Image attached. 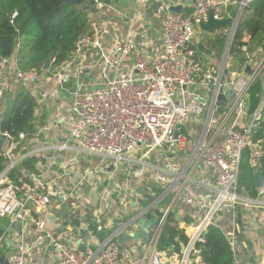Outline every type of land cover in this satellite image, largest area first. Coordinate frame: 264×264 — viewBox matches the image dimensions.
I'll return each instance as SVG.
<instances>
[{
  "label": "built area",
  "instance_id": "obj_1",
  "mask_svg": "<svg viewBox=\"0 0 264 264\" xmlns=\"http://www.w3.org/2000/svg\"><path fill=\"white\" fill-rule=\"evenodd\" d=\"M249 1L242 0V7ZM91 2L98 21L79 38L70 60L63 66L53 71H22L13 59L15 78L25 89L36 93L37 106L52 97L53 90L48 87L52 83L56 88L68 86L65 90L70 102L64 123L68 132L57 145L35 149L37 135L3 134L6 140L0 156L6 165L0 173V219L6 223L0 232V257H5L6 264H35L33 255L39 251L49 254L58 264H205L199 245L204 243L209 226L219 225L223 216L234 219L238 208L264 212V186L255 189L251 198L237 184L243 154H247L253 171L260 167L264 156V137L256 138L262 123L264 92L258 108L247 113L248 90L264 71V55L256 58L242 46L245 64L229 74L233 102L225 101L223 111L217 113V93L222 85L218 82L227 70L228 56L216 74H204L199 88L201 65L191 48L199 24L217 6L216 0H200L187 16L159 6L153 17L160 26V48L148 55L137 48L133 39V20L129 21L127 36L120 38L111 17V1ZM147 2L135 0L136 16ZM214 18L221 19L215 14ZM109 31L114 36L107 49L102 40ZM87 57L89 63L85 64ZM129 57H133L131 65L125 62ZM5 63L8 61L0 60V67ZM246 68L250 69L249 74ZM191 121L200 124L201 130L192 152L182 160L184 130ZM51 150L58 156L65 155L62 168L70 167L72 177V167L80 157L123 161L129 153L142 152L133 161L134 176L142 180L145 173L153 172L161 191L155 193L147 188L144 200L157 196L151 203L146 199L147 204L136 218L117 226L101 242L91 235L86 241L84 234L76 233L71 225L51 227V220L55 221L54 204L62 208L59 192L68 205L75 200L81 182L80 177L71 180L53 172V161L46 162L52 158L48 156ZM151 157L155 158V165L145 163ZM32 158L37 160L34 170L24 171L23 163ZM209 172L211 179L207 177ZM195 173L201 179H194ZM14 174L16 178H12ZM191 186L202 194H195ZM166 198H170L167 205ZM73 205L68 206L76 210ZM180 205L193 210L194 222L184 229L188 241L181 255L167 256L157 250V245L168 218ZM79 206L80 203L75 207ZM155 208L161 216L154 214ZM146 213L156 216L157 223L150 228L147 244L141 239L136 241L142 242L138 245L141 256L134 259L129 249L118 243L117 235L124 232L133 237L139 230L136 219ZM18 223L19 231L14 227ZM234 231L232 228L225 233L231 246L236 244Z\"/></svg>",
  "mask_w": 264,
  "mask_h": 264
},
{
  "label": "crops",
  "instance_id": "obj_2",
  "mask_svg": "<svg viewBox=\"0 0 264 264\" xmlns=\"http://www.w3.org/2000/svg\"><path fill=\"white\" fill-rule=\"evenodd\" d=\"M199 1L200 0H148L143 12L136 16L135 0H113L110 2L111 7L113 8V14L111 17H113L115 21L116 34L120 38L127 36L129 31V21L133 20L131 27L132 34L136 35L133 39L137 48L148 55L151 54L153 49L158 50L160 48V26L158 19L153 17V12L156 10V4L160 3L159 6L163 5L164 7H167L168 11L171 6H182L180 14L187 16L192 12L195 4ZM216 1L217 6L213 9V13L221 18H229L233 16V13L238 11L242 2V0ZM187 3H189V5ZM84 4L80 6H83ZM88 5L89 4H86L85 6L88 8ZM88 10L91 14L90 16H92L95 21H98L99 16L97 12L92 13L89 8ZM220 30H223L227 34L228 39V29L213 30L208 34L202 32L199 28L196 30V39L192 45L195 51V59L201 65V72L197 77L199 88L205 73L211 72L214 75L222 66L227 39L223 48L219 49L216 41H213L214 39L212 38V35H214L213 32L219 33ZM113 36L114 34L110 32L103 38L102 44L105 48H111ZM245 40H247V38H244V41ZM199 45H202L205 51H201L198 47ZM132 61L133 57H129L125 62L127 65H131ZM13 62V59L8 60V63H5L0 67L1 94L5 91L16 92L25 89L22 83L14 76L12 67ZM88 63L89 59L87 57L85 64ZM93 75L94 74L88 76L85 74V76L89 78H93ZM85 80L89 81V79ZM55 86L57 85L54 83L48 84L49 89L52 88L53 90L52 97L37 106L35 111L36 123L40 120L44 122L42 126H37V131L34 134L37 135L38 139V145L34 146L35 149L46 145L54 146L59 144L68 132V126L64 124L69 115L68 106L70 97L65 90L68 86L65 85L62 88H56ZM203 91L205 94L207 90L205 91L204 89ZM32 95L34 99L37 100L36 93L32 92ZM223 107L224 106H219L221 109L220 112L223 111ZM220 112L217 111V113ZM200 130L201 126L196 121H191L186 126L184 130V149L180 152L182 160L188 158L189 153L192 152L194 146L197 144ZM211 134H209V136H211ZM51 151L52 152H50L48 156H51L52 158L50 159L49 157L46 162H49L50 160L53 161V172L56 174H63L71 180L80 177L79 181H81L79 183L80 190L76 193L75 200H72L68 204L70 206L75 203L73 208H76V210H71L68 206L70 211H66L63 207H57L55 203L54 209L52 210L55 221L53 219L51 220L53 221L51 227L61 228L65 225H71L75 228L76 233L79 232L84 234L86 241L89 240V236L91 235L101 242L105 240L107 236L111 235L115 227L117 228L120 224H126L133 218H136V216L142 211L143 207L147 204L144 205L145 200L143 198V195L145 196V193L147 192V188H152V191L155 193L161 191V186L154 181L153 172L145 173V177L142 180L135 178L134 171L136 166L133 161L140 158V156H133L131 158L126 156L123 161H115L112 159L100 161L97 158L80 157L77 160L76 166L72 167H75V174L74 177H72L70 167L62 168V161L65 159V155L60 154L58 156L55 151ZM152 160L150 159L149 162L145 163L155 165V158ZM207 177L211 179L213 176L209 172ZM194 179H201V176L195 173ZM190 189L195 192V194H202L200 190L195 189L192 186ZM79 203L80 206L75 207L78 206ZM171 215L174 216V220L179 229H185L191 226L194 222V212L188 206H176ZM87 216L91 218L92 222L96 223L98 236L102 234L104 235L102 239L87 230ZM151 217L154 221L157 219L156 216ZM73 220L78 221V225L73 224ZM4 225L5 223L1 226L2 230ZM220 226L223 227L225 231L231 230L232 228L238 230V236L241 240L242 247L238 244L232 246L237 258V264H243L247 259L250 260L252 264H264V212L254 209L239 208V214L237 210L234 219L223 216ZM78 229L80 230L78 231ZM107 230H111V232L106 234ZM131 242H135V246L133 247L131 246L132 244L128 243L127 246L131 252V256L134 259H137L141 256V248H139L138 245H141L142 242L141 240L138 244L136 241ZM33 256L35 257V264H58L49 254L45 255L44 252L41 253L36 251ZM247 264L250 263L248 262Z\"/></svg>",
  "mask_w": 264,
  "mask_h": 264
},
{
  "label": "trees",
  "instance_id": "obj_3",
  "mask_svg": "<svg viewBox=\"0 0 264 264\" xmlns=\"http://www.w3.org/2000/svg\"><path fill=\"white\" fill-rule=\"evenodd\" d=\"M64 1L0 0V60L14 59L19 70H36L37 72L42 70L46 61H49L48 71L58 69L68 62L79 38L90 29V13L85 5L77 6L73 3H64ZM213 34V41H216L219 49H222L227 34L223 30L219 33L213 32ZM244 38H247V41H244ZM242 46H246L247 53H254L257 58L264 55V0H250L242 10L228 53L227 70L229 74H233L245 64ZM198 47L201 51H205L202 45ZM191 48L193 49V45ZM262 81H264V71L248 90V114H252L259 106ZM211 89L212 86L209 90ZM36 108L37 103L30 90L2 92L0 133L12 136L24 133L32 137L37 128L44 124L40 120L37 122L38 127L35 125ZM261 113L262 123L256 135L257 139L264 137V106ZM36 161V158L27 159L23 163L24 171L34 170ZM5 165L6 162L0 156V173ZM259 166L264 183V156ZM252 173L253 169L248 164V156L244 153L237 184L251 198L256 194L251 183ZM12 178H16V174ZM72 222L78 225V221L73 220ZM4 223L6 221L0 219V232ZM86 223L87 230L93 235L100 239L104 237L103 234L98 236L97 225L88 216ZM115 229L116 227L113 231ZM109 232L111 230H107L106 234ZM225 233V229L220 224L208 227L204 234V243L199 245L205 264H237L235 252ZM187 241L184 229H179L174 216L170 215L160 236L157 250L167 256H180L181 249Z\"/></svg>",
  "mask_w": 264,
  "mask_h": 264
},
{
  "label": "water",
  "instance_id": "obj_4",
  "mask_svg": "<svg viewBox=\"0 0 264 264\" xmlns=\"http://www.w3.org/2000/svg\"><path fill=\"white\" fill-rule=\"evenodd\" d=\"M85 2H87V0H65L64 1V3H73V4H76L77 6H80V5L84 4ZM107 4H109V1L107 2ZM187 4L189 5V3H187ZM159 5H160V3L156 4V10L159 7ZM88 8L90 9V11L92 13L97 12V10H95L91 4L88 5ZM181 10H182V6H176V7L171 6L169 8V11L172 13H175V14H180ZM242 10H243V7H242V5H240L238 11L236 12V16H231L229 18H221V19H215L214 13H213V11H211V12H209V14L207 16V20L205 22H202L201 24H199V29L202 32L207 33V34L211 33L213 30L229 29V36L227 39L226 48H225V52H224V56H223L224 61L228 56L229 49H230L231 42H232V38H233V35L235 33V30H236L238 21L240 19ZM48 68H49V61H46L44 66H43V69L47 70ZM245 72L247 74H249L250 69L246 68ZM230 81L231 80H230L229 72H228V70H225L223 78L218 82L219 84H220V82H222V85L218 89L216 106H223L225 101H227L229 103L233 102L234 92L229 87ZM263 92H264V81H262V83H261L260 99H262V97H263ZM247 107H249V105H247ZM5 140H6V137L2 133H0V151H1V149L5 143ZM78 177H79V175H78ZM251 183H252V186L254 187V189H259V188L264 186L262 171H261L260 167H257L253 171ZM156 196H157V194H155L154 196H147L146 199H147L148 203H151L156 198ZM58 202L62 204V207L66 211H70L68 205L63 200V194L60 192H59V196H58ZM169 203H170V198H166L164 200V204L167 205ZM237 210H238V214H239V208ZM153 212L156 216H161V213L158 211V209H156V208L153 209ZM238 217L240 218L239 215H238ZM156 223H157V221L152 220L151 215L149 213H146L143 217H140L137 219L136 225L138 226L139 230L136 233H134L133 237L129 234L124 233V232H120L117 235V241L120 245H123L126 249H129L127 246L128 242L137 241L139 238L144 241V244H147V242L149 240L150 228H152ZM14 227L17 231H19L21 229V224L18 223ZM234 236L236 239L235 243L242 247V243H241V240L238 236V230L237 229L234 231ZM248 262L250 264H252V262L248 259L246 261H244L243 264H247ZM0 263L6 264L5 257H3V256L0 257Z\"/></svg>",
  "mask_w": 264,
  "mask_h": 264
},
{
  "label": "rangeland",
  "instance_id": "obj_5",
  "mask_svg": "<svg viewBox=\"0 0 264 264\" xmlns=\"http://www.w3.org/2000/svg\"><path fill=\"white\" fill-rule=\"evenodd\" d=\"M91 3V0H87V2L84 4V5H86V4H90ZM91 15V14H90ZM89 15V26H90V28H91V25L92 24H94L96 21L94 20V18H92V16H90ZM99 21H100V19H99ZM245 41H247V40H245ZM254 54V53H253ZM255 55V54H254ZM255 57L257 58V56L255 55ZM244 77H246V75L244 76ZM142 152H133V153H129V154H127V155H125V156H129V158H131V157H133V156H139L140 154H141ZM153 158L151 157V160H152ZM153 161V160H152ZM147 203V201H146V198H145V201H144V205ZM128 244H132L131 246H135V242H128ZM127 244V245H128Z\"/></svg>",
  "mask_w": 264,
  "mask_h": 264
}]
</instances>
